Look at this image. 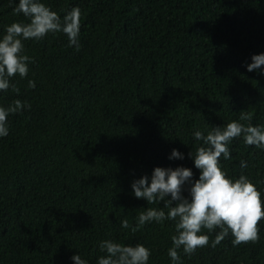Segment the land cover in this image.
<instances>
[{"label":"trees","instance_id":"16d2710c","mask_svg":"<svg viewBox=\"0 0 264 264\" xmlns=\"http://www.w3.org/2000/svg\"><path fill=\"white\" fill-rule=\"evenodd\" d=\"M44 2L61 16L80 8V47L63 32L24 41L34 61L10 78L19 92L0 91V104L29 105L9 115L0 137V264H73L77 251L95 264L104 238L142 242L148 264H169L173 221L120 227L157 206L134 197L131 181L157 165L190 167L195 179L193 130L242 112L264 124V76L245 68L264 51V0ZM13 6L0 0V32L27 19ZM173 147L183 159L168 158ZM229 148L220 158L228 173L264 187V150L239 137ZM258 228L255 241L237 246L230 236L210 246L212 233L193 253L178 250L181 264H264V220Z\"/></svg>","mask_w":264,"mask_h":264},{"label":"clouds","instance_id":"9594fccd","mask_svg":"<svg viewBox=\"0 0 264 264\" xmlns=\"http://www.w3.org/2000/svg\"><path fill=\"white\" fill-rule=\"evenodd\" d=\"M13 14H22L26 20H13L3 26L0 32V91L12 88L19 92L10 78H23L34 57L25 52L24 41L39 40L49 32H63L69 46L79 44L80 8L72 6L61 16L44 0H9ZM247 71H258L264 76V51L253 53L245 64ZM28 87H34L32 79ZM26 101L13 99L10 104H0V137L9 132L8 117L28 108ZM191 135L200 141L195 152L189 151L195 168L199 169L193 178L192 168L154 166L151 174H142L131 181V193L143 198L147 204L130 224L127 218L120 220L122 229L136 231L146 223L174 222V233L170 235L171 246L167 248L169 264H181L178 250L191 254L197 248L209 244V235L215 233L210 246H216L226 236L237 246L258 238V222L264 220V187L262 181H253L243 171L238 176L228 173L222 166L223 159L230 158L229 144L233 138H242L245 145H254L264 150V124L251 123V116L242 112L237 119L229 120L222 127L213 125L210 129L196 128ZM169 159H183L184 153L173 147ZM240 169L247 167L241 159ZM187 190V195L183 190ZM163 201L161 206L160 202ZM206 230V231H205ZM102 255L95 264H148L151 248L142 242L123 243L113 238L100 239L97 244ZM73 264H89L77 251L70 257Z\"/></svg>","mask_w":264,"mask_h":264}]
</instances>
